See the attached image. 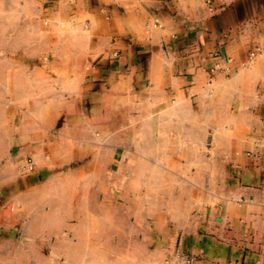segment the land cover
Masks as SVG:
<instances>
[{
    "label": "rangeland",
    "instance_id": "obj_1",
    "mask_svg": "<svg viewBox=\"0 0 264 264\" xmlns=\"http://www.w3.org/2000/svg\"><path fill=\"white\" fill-rule=\"evenodd\" d=\"M73 1L0 0V170L15 160L39 181L3 203L25 213L1 240L0 264H184L180 237L208 185L201 151L218 134L184 110L144 117L152 106L140 97L112 111L92 100L100 86L76 82L64 66L76 59L61 53Z\"/></svg>",
    "mask_w": 264,
    "mask_h": 264
},
{
    "label": "crops",
    "instance_id": "obj_2",
    "mask_svg": "<svg viewBox=\"0 0 264 264\" xmlns=\"http://www.w3.org/2000/svg\"><path fill=\"white\" fill-rule=\"evenodd\" d=\"M73 2L61 53L76 59L64 64L76 82L89 75L100 86L92 100L112 111L140 97L152 106L144 117L184 110L207 119L199 131L218 134L201 151L200 163L209 166L205 200L186 222L179 251L194 256L193 264H264V0ZM113 51L119 58L109 63ZM96 57L100 63L85 72ZM15 165L0 170V243L25 213L3 203L39 187Z\"/></svg>",
    "mask_w": 264,
    "mask_h": 264
},
{
    "label": "built area",
    "instance_id": "obj_3",
    "mask_svg": "<svg viewBox=\"0 0 264 264\" xmlns=\"http://www.w3.org/2000/svg\"><path fill=\"white\" fill-rule=\"evenodd\" d=\"M182 259L184 264H193L195 262L194 256L185 255Z\"/></svg>",
    "mask_w": 264,
    "mask_h": 264
}]
</instances>
